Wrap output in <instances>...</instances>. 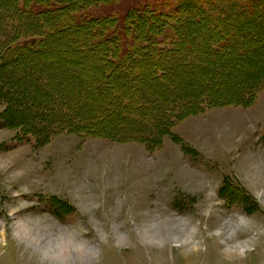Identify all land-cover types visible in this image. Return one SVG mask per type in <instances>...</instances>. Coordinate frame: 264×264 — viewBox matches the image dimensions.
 Returning <instances> with one entry per match:
<instances>
[{
    "label": "rangeland",
    "instance_id": "1",
    "mask_svg": "<svg viewBox=\"0 0 264 264\" xmlns=\"http://www.w3.org/2000/svg\"><path fill=\"white\" fill-rule=\"evenodd\" d=\"M144 3L111 0L88 12L120 18ZM62 32L42 47L45 61L73 79L80 102L90 100L89 71L101 73L103 61L87 60L98 57L95 50L84 52V41ZM263 55L247 71L215 69L211 77L208 71L209 81L201 71H180L171 93L238 92L248 75L264 72ZM14 73L0 68V264H264L262 82L251 106L217 108L182 122L187 113L177 116L147 144L36 118L29 103L9 99L5 76L21 79ZM153 76L145 75L150 82ZM56 79L59 74L53 89ZM168 80L175 81L170 73ZM20 83L18 93L25 89ZM91 95L95 104L83 103L90 115L114 107L107 100L112 93Z\"/></svg>",
    "mask_w": 264,
    "mask_h": 264
},
{
    "label": "trees",
    "instance_id": "2",
    "mask_svg": "<svg viewBox=\"0 0 264 264\" xmlns=\"http://www.w3.org/2000/svg\"><path fill=\"white\" fill-rule=\"evenodd\" d=\"M110 1L0 0V68L11 67L21 77L5 76L13 89L9 99L19 106L29 103V109L37 112L33 115L42 121L147 144L158 128L166 124L167 130L177 116L187 113L179 119L182 122L213 109L247 108L255 102V89L264 85L260 69L247 76L246 85L240 84L238 92L230 87L206 89L200 94L195 88L193 92L184 88L182 95L171 92L178 88L180 71H201L203 80L209 81L208 73L213 76L215 69L220 73L227 68L247 71L260 63L264 54V0H145L120 18L88 12ZM59 31L84 41V52L95 50L98 57L89 54L87 60L102 59L99 69L103 74L96 68L89 71L87 93L94 104L92 92L112 93L107 100L114 107L108 114L105 107L98 109V116L88 113L93 110L84 111L83 103L91 101L80 102L72 95L73 79L61 77L60 68L45 61L41 49ZM250 34L253 36L245 39ZM151 72L152 82L148 77ZM169 73L175 81H167ZM58 74L60 79L58 84L54 81L53 89L52 79ZM215 76L223 79V74ZM19 83L25 89L18 93Z\"/></svg>",
    "mask_w": 264,
    "mask_h": 264
},
{
    "label": "crops",
    "instance_id": "3",
    "mask_svg": "<svg viewBox=\"0 0 264 264\" xmlns=\"http://www.w3.org/2000/svg\"><path fill=\"white\" fill-rule=\"evenodd\" d=\"M226 108H230V107H226ZM235 168H237V166H236ZM250 171H251V170H250ZM237 174H239V173H237Z\"/></svg>",
    "mask_w": 264,
    "mask_h": 264
}]
</instances>
